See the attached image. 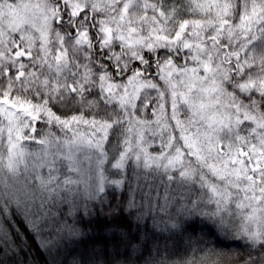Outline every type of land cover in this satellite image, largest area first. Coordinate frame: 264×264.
<instances>
[{
    "label": "snow or ice",
    "instance_id": "6c2138e0",
    "mask_svg": "<svg viewBox=\"0 0 264 264\" xmlns=\"http://www.w3.org/2000/svg\"><path fill=\"white\" fill-rule=\"evenodd\" d=\"M18 221L71 264H264V0H0V264Z\"/></svg>",
    "mask_w": 264,
    "mask_h": 264
},
{
    "label": "trees",
    "instance_id": "16d2710c",
    "mask_svg": "<svg viewBox=\"0 0 264 264\" xmlns=\"http://www.w3.org/2000/svg\"><path fill=\"white\" fill-rule=\"evenodd\" d=\"M119 195V194H118ZM128 192L123 193V202L121 207L127 203ZM113 206L117 204L116 200L112 201ZM135 222V221H133ZM19 229L23 231L26 236V245L21 246L19 255L15 256L11 264H71L72 255L71 249H63L60 243V236L55 226H50L48 229H43L39 235L29 231L30 225L25 227L26 222L18 221ZM13 235H16V229L12 228ZM132 234L135 236V243H143L140 237L142 233L137 232L135 228L132 229ZM16 243L20 244L19 236H16ZM152 241H147L148 248L151 247ZM60 250H57V246ZM50 250V251H49ZM130 251V250H129ZM147 248L143 251H137L131 254L125 253L123 248L120 249L121 256L127 261V264H145Z\"/></svg>",
    "mask_w": 264,
    "mask_h": 264
}]
</instances>
